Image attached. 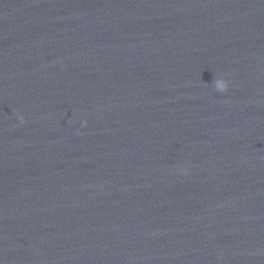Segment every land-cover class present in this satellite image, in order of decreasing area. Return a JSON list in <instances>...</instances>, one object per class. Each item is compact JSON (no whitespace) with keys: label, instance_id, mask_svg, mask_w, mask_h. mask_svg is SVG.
<instances>
[{"label":"clouds","instance_id":"clouds-1","mask_svg":"<svg viewBox=\"0 0 264 264\" xmlns=\"http://www.w3.org/2000/svg\"><path fill=\"white\" fill-rule=\"evenodd\" d=\"M213 83L215 85L216 90L219 92H226L228 90L229 85L227 81L214 80ZM20 119L23 122V117H21Z\"/></svg>","mask_w":264,"mask_h":264}]
</instances>
